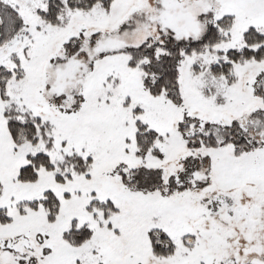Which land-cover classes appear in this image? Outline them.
I'll use <instances>...</instances> for the list:
<instances>
[{"label":"snow or ice","instance_id":"1","mask_svg":"<svg viewBox=\"0 0 264 264\" xmlns=\"http://www.w3.org/2000/svg\"><path fill=\"white\" fill-rule=\"evenodd\" d=\"M0 264H264V0H0Z\"/></svg>","mask_w":264,"mask_h":264}]
</instances>
